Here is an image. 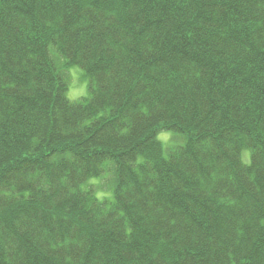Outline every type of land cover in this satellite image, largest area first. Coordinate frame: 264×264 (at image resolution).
<instances>
[{
  "label": "trees",
  "instance_id": "1",
  "mask_svg": "<svg viewBox=\"0 0 264 264\" xmlns=\"http://www.w3.org/2000/svg\"><path fill=\"white\" fill-rule=\"evenodd\" d=\"M0 264H264V0H0Z\"/></svg>",
  "mask_w": 264,
  "mask_h": 264
},
{
  "label": "rangeland",
  "instance_id": "2",
  "mask_svg": "<svg viewBox=\"0 0 264 264\" xmlns=\"http://www.w3.org/2000/svg\"><path fill=\"white\" fill-rule=\"evenodd\" d=\"M53 57L55 59L58 58L54 54H53ZM60 61L62 63L63 60L60 59ZM67 73L69 75L68 89L66 92L67 98L70 100L76 101V100L88 97L90 93L89 91L90 83H89V79L84 75V72L82 71V69H80L77 66H70L67 69ZM157 138L163 143L165 154L168 153L170 151L169 148L172 147V142L169 140H173L177 142H180L181 140L179 137L175 138L170 132H165V131L159 132L157 135ZM175 145H173V147ZM241 158L244 163H248L249 152L243 151L241 154ZM110 175L107 171L102 178L100 179L95 178L91 180V182L96 183V185H94V187L97 188V190H95L96 195L104 194V195L110 196V193H111V189L109 190L110 185H111Z\"/></svg>",
  "mask_w": 264,
  "mask_h": 264
}]
</instances>
